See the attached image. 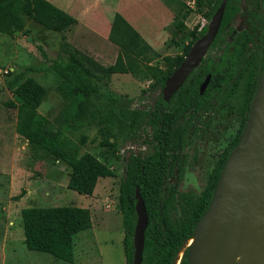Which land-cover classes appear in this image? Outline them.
<instances>
[{"label":"trees","instance_id":"trees-1","mask_svg":"<svg viewBox=\"0 0 264 264\" xmlns=\"http://www.w3.org/2000/svg\"><path fill=\"white\" fill-rule=\"evenodd\" d=\"M222 1L212 0L205 14L207 23L193 28L180 55L164 58L165 68L152 64L158 55L142 35L122 15H113L108 40L127 56L138 60L151 78V83L131 102L143 103L149 99L152 106L130 108L126 96L110 89L113 67L98 64L66 40L65 33L77 24L76 18L48 0H0V38L18 33L28 35L26 25L30 21L60 35L58 55L51 68L62 82L68 83L81 96L70 120L62 129H54L36 109L45 98L46 89L22 72L13 74L8 82L14 96L8 105L16 111L15 131L28 143L33 157L51 158L66 166L69 189L92 195L98 180L114 177V172L98 157L82 151L86 143L84 135L74 141L68 133L95 129L100 138L98 146L116 154L120 139L135 143L142 129L151 131L148 143L154 146L153 153L148 156L132 153L119 181L117 203L124 232L125 264H132L133 259L136 188L143 198L148 218L141 264H173L208 210L224 165L243 134L264 69L263 0H228L211 47L221 39L224 24L242 1L247 5L249 29L231 32L230 40L224 43L221 51L214 57L205 56L169 102L162 98L166 80L180 66L193 44L205 35L208 22ZM183 25L181 19L173 22L174 33L177 34ZM208 75L209 84L200 94V87ZM207 106L214 109L211 122L217 118L224 125L231 117L239 115V127L219 156L204 189L195 197L178 192L169 185V179L175 164L181 161L178 153L187 143L185 120ZM23 193L14 199L19 200ZM21 219L27 250L46 253L69 264L75 259V237L92 228L89 209L75 206L25 208L21 211ZM189 258L187 247L179 264H189Z\"/></svg>","mask_w":264,"mask_h":264},{"label":"rangeland","instance_id":"rangeland-1","mask_svg":"<svg viewBox=\"0 0 264 264\" xmlns=\"http://www.w3.org/2000/svg\"><path fill=\"white\" fill-rule=\"evenodd\" d=\"M55 1L65 3L66 0ZM74 1L81 10L72 13L78 20L65 33L66 40L98 64L113 67L110 89L126 96L128 107L152 106L149 99L143 103L135 101L145 82L134 80L136 84L132 80L134 78L128 76L149 75L141 63L123 55L118 47H113L111 52L106 48V41L92 29L94 26L90 18L94 12L90 10L94 8L95 0ZM176 1L123 0L121 6H118L117 0H106L113 11H103L101 14L111 20L115 10H119V14L158 55L152 64L165 68L164 58L180 55L193 28L207 23L205 14L212 2L178 0L179 4ZM180 19L184 25L175 34L172 24ZM249 26L246 4L242 3L224 24L221 39L209 49L206 57L217 55L224 43L230 40L231 32L246 31ZM26 29L29 30L28 35L18 33L0 38V264H69L46 253L29 251L24 245L21 211L31 207L57 206L87 208L91 214L92 228L75 237L73 264H125L122 248L124 232L117 203L119 181L132 153L138 152L141 156L153 153L154 146L148 143L151 131L149 128L142 129L135 143L120 139L116 154L98 146L100 138L95 129L68 133L74 141L84 135L86 143L82 151L98 157L114 172V177L98 180L92 195H82L69 189V171L66 166L51 158L33 157L28 143L15 131L16 111L8 105L14 100L8 82L13 74L19 72L33 78L46 89V96L36 105V109L50 121L54 129L65 126L81 97L68 83L62 82L51 68L52 61L58 55L60 35L32 21L27 23ZM213 114V107L207 106L184 122L187 143L179 155L181 161L175 164L173 177L169 181V185L180 193L195 197L200 195L218 157L236 135L239 115H234L223 125L219 120L211 122ZM22 192V197L15 200L14 197Z\"/></svg>","mask_w":264,"mask_h":264},{"label":"water","instance_id":"water-1","mask_svg":"<svg viewBox=\"0 0 264 264\" xmlns=\"http://www.w3.org/2000/svg\"><path fill=\"white\" fill-rule=\"evenodd\" d=\"M227 2H221L208 22L205 35L193 44L180 66L166 80L162 90L165 102H169L206 56L219 32ZM209 81L210 75L201 85L200 94L207 88ZM233 189H237V192L233 193ZM135 201L132 264H141L148 218L138 188L135 190ZM213 220L214 231L209 235L197 264H246V242L251 230L257 222L264 221V69L238 146L224 165L208 210L199 220L192 237L183 244L173 264L179 256L181 258L187 247L190 249L191 264L195 245L207 224ZM190 240L191 244L186 246Z\"/></svg>","mask_w":264,"mask_h":264},{"label":"crops","instance_id":"crops-1","mask_svg":"<svg viewBox=\"0 0 264 264\" xmlns=\"http://www.w3.org/2000/svg\"><path fill=\"white\" fill-rule=\"evenodd\" d=\"M49 1L53 4H56V6H58L63 11L69 13L70 15H72L73 12L81 10V9H79V5L74 0H68V1L66 0L65 3L63 1L62 2L63 4L58 2V1H55V0H49ZM122 2H123V0H117L116 4L118 6H121ZM81 6L83 8H85L84 4H82ZM90 11L94 12V15L92 16V18H90L92 21V24L94 26L92 29L94 30V32H96L98 34V36L100 38H102V39H104V41H106V43H107L106 48L110 49L112 52L113 47H117L116 45H114L113 43H111L108 40V34H109L112 19L111 20L106 19L105 16L102 15L101 13L103 11L104 12H112L113 9L107 4L106 0H95L94 8H92ZM115 12L119 13V10L116 9ZM73 17L76 18V20H78L76 16H73ZM98 30H100L101 32ZM102 32H104V33H102ZM120 51L123 53V55L125 54L122 50H120ZM112 76H113V74H112ZM112 76H111V79H112ZM128 76H131L132 78H134V79H132L133 82H136V81H139V82L142 81L143 82L144 81L145 85L142 86V89L146 88L151 82V78L148 75H146V76L140 75V77H137L135 74H130ZM126 79H128V78H126ZM134 80H136V81H134ZM136 84H137V82H136Z\"/></svg>","mask_w":264,"mask_h":264},{"label":"bare ground","instance_id":"bare-ground-1","mask_svg":"<svg viewBox=\"0 0 264 264\" xmlns=\"http://www.w3.org/2000/svg\"><path fill=\"white\" fill-rule=\"evenodd\" d=\"M233 193L237 192V189L232 190ZM215 220L211 221L205 227L201 237L195 245L194 255L191 264H197L201 257V251L207 244L209 235L214 231ZM192 240L187 242L186 246L191 244ZM248 247V258L246 264H264V221L257 222L250 233V238L246 242ZM179 258L175 261V264H179Z\"/></svg>","mask_w":264,"mask_h":264},{"label":"flooded vegetation","instance_id":"flooded-vegetation-1","mask_svg":"<svg viewBox=\"0 0 264 264\" xmlns=\"http://www.w3.org/2000/svg\"><path fill=\"white\" fill-rule=\"evenodd\" d=\"M242 3H245V2L242 1ZM242 3H241V4H242ZM245 4H246V3H245ZM246 16H247V5H246ZM247 18H248V17H247ZM201 62H202V61H201ZM150 83H151V82H150ZM202 84H203V83H202ZM181 87H182V86H181ZM205 90H206V89H205ZM205 90H204V91H205ZM202 94H203V93H202ZM162 98H163V97H162ZM171 98H172V97H171ZM216 120H218V119L215 118L214 121H216ZM221 124H222V123H221ZM225 124H226V123H225ZM218 134H219V133H218ZM224 149H225V148H224ZM223 151H224V150H223ZM180 153H182V151L178 153V157H179ZM220 155H221V154H220ZM218 159H219V157H218ZM179 160H181V157H179ZM217 161H218V160H217ZM178 162H179V161H178ZM178 162H177V163H178ZM216 164H217V163H216ZM216 164H215V165H216ZM214 167H215V166H214ZM214 167H213V168H214ZM174 171H175V168H174ZM211 172H212V171H211ZM173 174H174V173H173ZM172 177H173V175L170 177V179H171ZM170 179H169V181H170Z\"/></svg>","mask_w":264,"mask_h":264}]
</instances>
